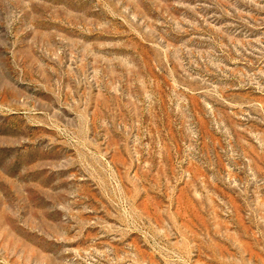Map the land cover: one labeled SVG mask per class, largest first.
Returning a JSON list of instances; mask_svg holds the SVG:
<instances>
[{
	"label": "rangeland",
	"instance_id": "rangeland-1",
	"mask_svg": "<svg viewBox=\"0 0 264 264\" xmlns=\"http://www.w3.org/2000/svg\"><path fill=\"white\" fill-rule=\"evenodd\" d=\"M0 264H264V0H0Z\"/></svg>",
	"mask_w": 264,
	"mask_h": 264
}]
</instances>
